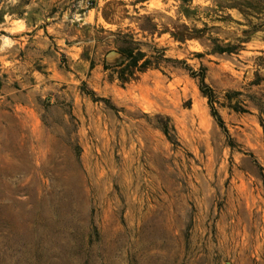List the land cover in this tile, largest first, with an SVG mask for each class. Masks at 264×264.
I'll return each instance as SVG.
<instances>
[{
    "label": "rangeland",
    "instance_id": "rangeland-1",
    "mask_svg": "<svg viewBox=\"0 0 264 264\" xmlns=\"http://www.w3.org/2000/svg\"><path fill=\"white\" fill-rule=\"evenodd\" d=\"M0 12V264H264V0Z\"/></svg>",
    "mask_w": 264,
    "mask_h": 264
},
{
    "label": "trees",
    "instance_id": "trees-1",
    "mask_svg": "<svg viewBox=\"0 0 264 264\" xmlns=\"http://www.w3.org/2000/svg\"><path fill=\"white\" fill-rule=\"evenodd\" d=\"M147 0H134L137 3H143ZM3 13L0 12V24L3 20ZM106 19V17L104 16ZM234 49L228 48H220L218 49L219 53H231ZM118 52L121 54V59L116 62L113 66L114 70H117V78L121 82L122 85L133 81L136 78V74L143 73L150 68H157L156 65H153L151 62V58L146 55L138 45H135L133 42L123 43V46L118 49ZM93 64L90 65L92 68ZM110 67L104 64V69L107 70ZM204 74L203 72L198 78V86L201 94L207 98L208 104L210 106V112L212 117L215 119L216 123L220 126V128L224 129L223 121L219 117L217 111L214 109L212 104V92L210 88L204 82ZM258 112H259V122L262 127H264V107L260 104H255ZM230 108L234 111H239L236 107L230 105ZM245 112V111H242ZM161 131L163 134L169 139L168 131L166 126L161 127Z\"/></svg>",
    "mask_w": 264,
    "mask_h": 264
},
{
    "label": "water",
    "instance_id": "water-1",
    "mask_svg": "<svg viewBox=\"0 0 264 264\" xmlns=\"http://www.w3.org/2000/svg\"><path fill=\"white\" fill-rule=\"evenodd\" d=\"M114 54H116V53H114Z\"/></svg>",
    "mask_w": 264,
    "mask_h": 264
}]
</instances>
